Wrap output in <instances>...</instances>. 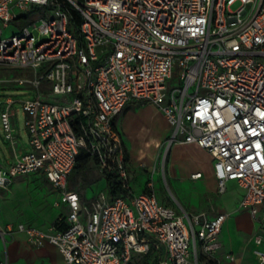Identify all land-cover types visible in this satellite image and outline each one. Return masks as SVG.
Wrapping results in <instances>:
<instances>
[{
	"label": "built area",
	"instance_id": "built-area-1",
	"mask_svg": "<svg viewBox=\"0 0 264 264\" xmlns=\"http://www.w3.org/2000/svg\"><path fill=\"white\" fill-rule=\"evenodd\" d=\"M40 7L45 14L29 20ZM0 65L25 71L0 78V88L28 96L19 101L29 135V149L0 166V190L42 173L69 207L49 231L0 224V264L9 263L17 232L33 246L56 245L67 264H132L153 250L157 264L221 263L228 213L180 212L160 201L153 183L130 189L117 118L133 102L163 114L169 146L207 150L219 193L236 181L244 190L239 207L264 220V0H0ZM15 103L8 96L0 109L12 141ZM82 149L102 176L126 184L125 195L106 190L84 202L69 188ZM254 242L264 264V237Z\"/></svg>",
	"mask_w": 264,
	"mask_h": 264
},
{
	"label": "rangeland",
	"instance_id": "rangeland-1",
	"mask_svg": "<svg viewBox=\"0 0 264 264\" xmlns=\"http://www.w3.org/2000/svg\"><path fill=\"white\" fill-rule=\"evenodd\" d=\"M239 3L234 4L236 9ZM45 14L44 8L28 12L29 20H36ZM25 23V22H23ZM25 71L10 66L0 65V78L9 79L13 76H22ZM177 80L170 79L168 85L173 87ZM23 88L15 86H3L0 88V102L11 96L16 100L12 107L11 123L13 127V141L6 138L0 117V166L8 167L9 163L16 161L14 147L17 151H27L29 135L25 125L23 104L19 99H24ZM32 97V95H31ZM59 98H53L57 101ZM120 130L130 155L129 182L135 192L146 188L148 182L154 184L155 191L166 203L184 212H198L212 204L216 211L226 210L217 200L221 195L216 192V180L212 170L210 156L197 146H169L170 125L161 115L158 109L151 104L133 102L127 106L120 115ZM141 148V149H140ZM194 172H202L203 180L199 182L193 177ZM90 176L94 181L75 182V175L69 180V188L84 190L87 198L91 199L96 193L106 191V182L101 178L98 169L92 166ZM51 185L48 179L34 174L16 179L10 190H0V201L7 207L13 200L11 193L17 191V209L25 203H29L35 210L40 205H45L51 195ZM237 190L231 187L224 197L233 198ZM46 206V205H45ZM48 206V205H47ZM46 206V207H47ZM22 210V209H21ZM16 212L7 209L5 218H15ZM260 233L254 234L251 240V248L233 250L234 259L222 260L220 264H262L255 255L254 238ZM247 240L246 244H249ZM222 255V254H221ZM149 257V261L153 260Z\"/></svg>",
	"mask_w": 264,
	"mask_h": 264
},
{
	"label": "crops",
	"instance_id": "crops-1",
	"mask_svg": "<svg viewBox=\"0 0 264 264\" xmlns=\"http://www.w3.org/2000/svg\"><path fill=\"white\" fill-rule=\"evenodd\" d=\"M159 113L163 115L160 111ZM120 115L117 118V124H118L119 129H120V125L122 124L120 121ZM170 134H171V131H170ZM176 145L178 146H197L195 144H174L173 146H176ZM197 147L200 148L202 151L206 152L212 160V170H213V174L216 180V192L221 195L220 199H218L217 202L221 203V205H223L226 209V210L216 211L212 204H210V206L208 204V207L206 209H203V208L199 209L198 212L206 211L211 217L214 216L218 212H226L229 214L223 225V228L220 234V240L223 245L218 253V256L221 261L223 259L227 260L225 255L227 253H233V250L241 251V249L245 248L244 245L246 246L247 250L250 249L251 244H252L251 240L253 239L254 234L260 233L264 237V220L261 221L257 218H254L250 210H248L247 208L239 207L240 201L244 194V190L237 184L236 181H230L228 183L226 192L223 194L219 193L218 181H217V178L214 172V159L207 150L199 146ZM13 149H14L15 154H22L25 152V151L23 152L17 151L15 147ZM28 149H29V144H28ZM127 153H128V150H127ZM128 158L130 161L129 153H128ZM92 166L98 169L96 163H92ZM197 173H201V177L194 178V179H196V181L199 182L200 180L204 179L203 173L194 172L193 175ZM34 176L45 177L44 174L42 173H35ZM23 177L24 176H19L17 178L20 179ZM100 177L104 178L102 175ZM105 182H106V179H105ZM150 183L152 182H148L145 189H147ZM50 185L52 189H51V195L48 197L49 200L45 203L46 206L48 205L47 207L45 205H40L37 208H35V210H33L30 208L29 203H25L21 207L22 210L17 209L16 208L17 199H18L17 191H14L13 193H11V196L14 201L10 203L9 207H7L6 204L4 205V203L0 201V205L2 207V212L0 214V224L4 226L8 223H13V224L25 223L28 225L38 227L45 231H49L52 227L56 225V223L59 221L60 218L66 217L69 211V207L67 203L62 200L61 192L58 189H56L51 183ZM129 187L134 193H139L145 190L143 189L142 191L135 192L130 186V182H129ZM231 187L237 190V194L233 198L224 197V195L227 194L228 190ZM71 189L77 190L81 195L82 201L84 202H90L98 194L96 193L91 199H88L87 193L84 190L79 191V189H76V188H71ZM106 190L108 191L107 182H106ZM158 198L163 203L173 206L172 204L166 203V201L160 198L159 195H158ZM56 202H58V205L56 204ZM7 209H9L10 211L16 212L14 216L15 218L7 219L3 216L4 211H6ZM178 210L180 211V209ZM184 210L188 211L186 209ZM188 212H191V211H188ZM247 240H250L249 244H246ZM255 248H256V245H255ZM3 258H4L3 242L0 238V260H2ZM245 262L246 260L243 262V264ZM8 264H67V263L61 251L56 245L50 242H46L42 246H33L28 242L25 234L17 232L15 234L14 239L9 242V263Z\"/></svg>",
	"mask_w": 264,
	"mask_h": 264
},
{
	"label": "trees",
	"instance_id": "trees-1",
	"mask_svg": "<svg viewBox=\"0 0 264 264\" xmlns=\"http://www.w3.org/2000/svg\"><path fill=\"white\" fill-rule=\"evenodd\" d=\"M92 163H96V160L85 150L82 149L76 160V165L71 172V175H75V182L83 181H94L90 176L92 169ZM69 177V180H70ZM106 179L108 191L113 195H125L127 193L126 184L116 175L105 174L103 176ZM146 190V189H145ZM58 222L56 223V225ZM153 256V260L149 261V257ZM160 254L153 250L150 253L139 257V259L132 262V264H157ZM215 264V262H212Z\"/></svg>",
	"mask_w": 264,
	"mask_h": 264
},
{
	"label": "water",
	"instance_id": "water-1",
	"mask_svg": "<svg viewBox=\"0 0 264 264\" xmlns=\"http://www.w3.org/2000/svg\"><path fill=\"white\" fill-rule=\"evenodd\" d=\"M2 102H0V109H1Z\"/></svg>",
	"mask_w": 264,
	"mask_h": 264
},
{
	"label": "bare ground",
	"instance_id": "bare-ground-1",
	"mask_svg": "<svg viewBox=\"0 0 264 264\" xmlns=\"http://www.w3.org/2000/svg\"><path fill=\"white\" fill-rule=\"evenodd\" d=\"M141 149V148H140Z\"/></svg>",
	"mask_w": 264,
	"mask_h": 264
}]
</instances>
